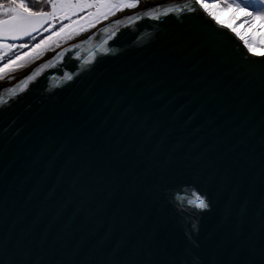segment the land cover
Here are the masks:
<instances>
[{"label": "snow or ice", "instance_id": "1", "mask_svg": "<svg viewBox=\"0 0 264 264\" xmlns=\"http://www.w3.org/2000/svg\"><path fill=\"white\" fill-rule=\"evenodd\" d=\"M36 2L39 7L30 0H0V113L11 109L30 85L38 86L47 72L64 65L81 44L92 41L98 29L107 33L100 51L109 55L107 45L115 42L117 31L102 26L119 28L120 17L129 12L137 19L147 16L156 21L180 13L182 19L198 17L199 22L178 38L174 54L132 76L105 82L91 93L93 103L117 113L133 134L120 155L84 147L66 152L67 140L49 155L55 137L42 133L33 163L43 161L44 170L26 196L16 183L0 179V264H153L149 246L134 239L138 222L132 223V201L147 210L153 201L164 199L181 217L195 218L211 212L225 193L222 222L231 227L217 244L216 261L264 264V50L255 51L254 41L247 39L246 54L239 58L230 54L214 26L220 21L206 0H192L191 7L163 13L153 8L143 16L142 0ZM216 2L222 9L243 11V19L250 22L264 21V0ZM202 49L201 62L208 63L215 75L191 81L205 98L206 134L189 144L172 139L167 113L156 107L161 98L156 90L169 81L184 86L191 80L183 65ZM96 62L94 56L87 68L74 64L64 80L74 83ZM257 102L258 144L257 128L240 119ZM242 129L246 134L241 135ZM233 172L246 178L252 192L235 221L233 204L240 199L239 188L227 180ZM69 207L71 215L65 212ZM49 209L55 210L51 219ZM57 219H63L59 227ZM46 220L49 227L41 230ZM199 231L198 223L191 226V234ZM196 264H204L203 258H196Z\"/></svg>", "mask_w": 264, "mask_h": 264}, {"label": "water", "instance_id": "2", "mask_svg": "<svg viewBox=\"0 0 264 264\" xmlns=\"http://www.w3.org/2000/svg\"><path fill=\"white\" fill-rule=\"evenodd\" d=\"M142 1L155 4L154 0ZM191 6L192 0H172L150 5L139 11L143 16L153 8L163 13L168 8ZM181 16L182 14L176 13L162 16L156 21L147 16L137 19L135 13L128 14L121 19L123 24L119 28L115 24L106 26L117 31L115 42L110 40L107 45L109 55L105 56L100 51L101 44L108 39L107 33L98 30L96 37L81 44L64 65L47 72L38 86L30 85L29 91L21 93L18 102L11 109L0 113V179L6 178L16 183L26 196L31 184L40 180L44 170L43 161L33 163L42 133H51L55 137V143L49 148V155H54L66 140L70 141L66 152L84 147L93 152L104 149L105 155L109 156L120 155L129 145V136L133 134L121 123L117 113L100 109L93 103L91 93L105 82L121 76H132L152 66L162 56L174 54L178 38L186 34L192 23L199 22L198 17L182 19ZM214 26L221 33L230 54L236 58L241 53L246 54L241 40L228 28L221 24ZM203 54V49L201 53L194 52L184 63V73L191 78L184 86L169 81L166 87L161 86L156 90L161 97L156 107L166 111L173 129V140L182 138L191 144L206 134L205 98L191 82L203 74L208 78L215 75L210 71L208 63L201 62ZM94 56L97 62L90 72H85L74 83L64 80V73L71 72L74 64L87 68V62L92 61ZM16 83L19 84V81ZM0 94H3L2 90ZM240 119L246 120L249 127L257 128L254 143L258 144V102L241 113ZM244 134L246 131L242 129L241 135ZM219 178L221 181L225 179L223 172L219 174ZM227 180L230 185L239 188L240 199L233 204L235 221L238 219L241 203L252 192L246 178L239 172H233L227 176ZM226 199L227 193L217 199L211 212L195 218L181 217L164 199L153 201L147 210L138 208L136 201H132L135 213L132 223L138 222L134 239L142 240L149 246L153 264H196L198 257L203 258L204 264H218L215 258L217 244L231 227V223L222 222ZM54 211L49 209V219ZM65 212L71 215L72 207L65 209ZM62 223L63 219L55 220L56 227ZM197 223L200 231L198 235H193L191 226ZM40 227L41 230H46L49 227L48 221ZM106 228L107 225L101 227L99 233L102 234Z\"/></svg>", "mask_w": 264, "mask_h": 264}, {"label": "rangeland", "instance_id": "3", "mask_svg": "<svg viewBox=\"0 0 264 264\" xmlns=\"http://www.w3.org/2000/svg\"><path fill=\"white\" fill-rule=\"evenodd\" d=\"M206 3L220 21V24L228 28L242 43L243 40L251 39L254 41L253 48L255 51L264 50V24L260 23L257 18L250 22L243 19L245 16L243 11H237L234 7L222 9L218 3ZM236 33H239V35H236ZM257 43L261 47H257Z\"/></svg>", "mask_w": 264, "mask_h": 264}, {"label": "bare ground", "instance_id": "4", "mask_svg": "<svg viewBox=\"0 0 264 264\" xmlns=\"http://www.w3.org/2000/svg\"><path fill=\"white\" fill-rule=\"evenodd\" d=\"M170 1H172V0H169V1H162V0H154V2L153 3H155V4H151V3H149V2H145V1H142V8L141 9H144V8H147V7H149L150 5H158V4H162V3H165V2H170ZM178 1H180V0H178ZM140 9V10H141ZM132 13H134V12H129V13H127L126 14V16L128 15V14H132ZM125 16H122V17H120V19H122V18H124ZM107 25H104V26H102V27H106ZM99 30V29H98ZM97 30V31H98ZM37 66H39V64L37 65ZM23 77H21V79H22ZM18 82V81H17ZM0 90H2V89H0Z\"/></svg>", "mask_w": 264, "mask_h": 264}, {"label": "trees", "instance_id": "5", "mask_svg": "<svg viewBox=\"0 0 264 264\" xmlns=\"http://www.w3.org/2000/svg\"><path fill=\"white\" fill-rule=\"evenodd\" d=\"M30 2L32 3L33 7H39L40 5L36 2V0H30ZM206 2L209 3H217L216 0H206ZM258 19V18H257ZM258 21L262 24H264V21H261L258 19Z\"/></svg>", "mask_w": 264, "mask_h": 264}]
</instances>
